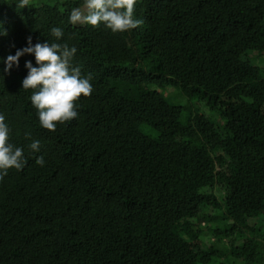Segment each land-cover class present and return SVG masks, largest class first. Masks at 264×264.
Masks as SVG:
<instances>
[{
    "label": "trees",
    "instance_id": "obj_1",
    "mask_svg": "<svg viewBox=\"0 0 264 264\" xmlns=\"http://www.w3.org/2000/svg\"><path fill=\"white\" fill-rule=\"evenodd\" d=\"M0 264H264V0H0Z\"/></svg>",
    "mask_w": 264,
    "mask_h": 264
},
{
    "label": "rangeland",
    "instance_id": "obj_2",
    "mask_svg": "<svg viewBox=\"0 0 264 264\" xmlns=\"http://www.w3.org/2000/svg\"><path fill=\"white\" fill-rule=\"evenodd\" d=\"M223 261H224V260H223L222 258H220V259H216V258H214V259H213V262H212L211 264H224Z\"/></svg>",
    "mask_w": 264,
    "mask_h": 264
},
{
    "label": "clouds",
    "instance_id": "obj_3",
    "mask_svg": "<svg viewBox=\"0 0 264 264\" xmlns=\"http://www.w3.org/2000/svg\"><path fill=\"white\" fill-rule=\"evenodd\" d=\"M0 157H1L2 159H4V158L6 157V152H1V153H0Z\"/></svg>",
    "mask_w": 264,
    "mask_h": 264
}]
</instances>
